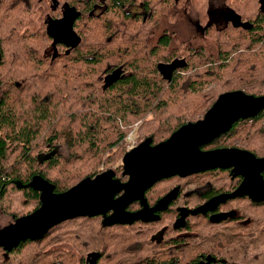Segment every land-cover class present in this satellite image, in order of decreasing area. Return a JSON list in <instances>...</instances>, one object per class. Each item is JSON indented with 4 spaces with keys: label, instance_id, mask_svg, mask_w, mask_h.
Returning a JSON list of instances; mask_svg holds the SVG:
<instances>
[{
    "label": "trees",
    "instance_id": "trees-1",
    "mask_svg": "<svg viewBox=\"0 0 264 264\" xmlns=\"http://www.w3.org/2000/svg\"><path fill=\"white\" fill-rule=\"evenodd\" d=\"M11 1L10 19L0 20V212L16 219L27 217L41 203V190L29 186L31 182L59 193L107 170L125 179L121 162L130 132L137 133L136 144L146 138L156 144L183 124L202 118L223 92L240 89L264 95L260 0H224L244 25L208 26L214 53L205 46L171 42L168 33L155 38L154 27L135 24L126 16L107 26L88 25L86 11L78 5L79 45L73 49L58 45L52 52L44 24L33 32L24 29L28 9L45 6L48 0ZM191 2L200 20H208V0ZM60 144L67 155L56 150ZM219 146L243 147L264 156V110L237 121L209 145ZM171 179L146 191L150 209L174 210ZM224 181L213 184L231 188L237 178ZM236 203L240 210L236 219L245 222L203 221V243L210 245L213 255L220 254V264H264V201ZM137 207L135 202L130 205L133 210ZM173 221L169 215L132 225H107L99 216L69 219L45 231L39 240L23 238L6 251L0 247V264L9 258L46 264L71 259L63 250L44 251L45 244L57 241L73 243L81 259L91 250L108 264H144L143 254L153 244L151 234ZM236 226L237 233L209 232Z\"/></svg>",
    "mask_w": 264,
    "mask_h": 264
},
{
    "label": "water",
    "instance_id": "water-1",
    "mask_svg": "<svg viewBox=\"0 0 264 264\" xmlns=\"http://www.w3.org/2000/svg\"><path fill=\"white\" fill-rule=\"evenodd\" d=\"M74 7L63 12L59 20L47 23V34L52 45L63 43L74 48L80 41L73 29V21L78 16ZM264 110V95L255 96L243 90H231L218 95L202 118L180 126L171 135L152 144L146 138L127 149L122 157L123 175L126 181L114 177L112 171H103L92 178L83 179L65 191L54 193L46 184L31 182L28 185L41 190L39 207L18 222L27 221L37 229H48L62 221L76 217H92L111 212V223L143 218V210L128 212L127 206L140 200L144 208L145 191L161 179L178 175H188L215 168H231V174L241 177L239 186L230 193L211 197L199 206V212L206 213L226 200L247 195L252 201L264 200V156L257 157L248 150L224 147L203 150L201 146L220 134L227 132L239 119L252 118ZM27 185H23L26 187ZM232 211L221 212L212 222H219ZM10 225L12 232L18 233L20 223ZM22 223V224H23ZM4 233V230H2ZM97 257L92 258L94 263Z\"/></svg>",
    "mask_w": 264,
    "mask_h": 264
},
{
    "label": "flooded vegetation",
    "instance_id": "flooded-vegetation-1",
    "mask_svg": "<svg viewBox=\"0 0 264 264\" xmlns=\"http://www.w3.org/2000/svg\"><path fill=\"white\" fill-rule=\"evenodd\" d=\"M191 1L192 0H48L45 6L37 5L34 8L31 7L28 9L26 17L24 19V29L33 32L35 30H38L40 27L43 26L42 24H44L43 27L46 31L47 23L51 20L61 19L63 17V12L69 7H74L76 11H78L79 13L77 18H75V20L73 21V29L75 32H76L75 23L82 17V9H84V11H86L85 22L88 25H92L93 23H100L102 26H107L108 24H113L115 22L117 23L123 17L126 16L128 18L135 20L137 22L135 24L142 23V24H147V26L149 27H154L155 38L168 33L169 36H173L171 42L180 41V42H184L186 45H189L188 42H186L181 38L178 39V37H176V33L169 32L166 30L167 28H169L174 24L176 20V13L178 12V10L180 11V14L186 13V15H188V12H192V11L196 13L195 14L196 22L194 23V28L199 33L196 35L202 37L206 35V32L208 31L207 29L209 28L208 26L212 27L214 25L216 28H222V27H226L228 24L239 25L240 23H242L244 25V23L239 20V18L233 13V11L229 9L227 6H225L224 0H222V5H224L223 7L225 9L222 10L223 7H221L220 9L223 11L222 13L228 14L227 20L225 21L222 15H220L219 8L214 9L213 6L211 7L212 5L211 0H208L206 11L207 13H209V17L208 20L206 19L204 22H202L199 16V10L194 7V4H192ZM73 2H77L78 4L75 5L73 4ZM77 5L80 6L82 9ZM24 6L26 7L25 4ZM260 6L263 7L262 8L263 10L264 0H260ZM11 9H12L11 0H0V20L2 18L6 20L10 19ZM205 27L207 28L205 29ZM209 38L210 40H213L211 37ZM50 39H51L50 42L52 44V38L50 37ZM103 40H111V37H105L103 38ZM58 45H61L64 48H69L66 47L63 43H57L54 45V47H51V51L54 52L55 47H57ZM200 46L203 45H199L197 47ZM69 49H73V48H69ZM0 58H1V54H0ZM239 120H245V119H239ZM237 121H235L234 123H236ZM220 135L218 137H220ZM218 137L203 144L201 148L203 150L224 148L222 146L209 147L211 142H213ZM225 147H234V148L248 150L243 147H235V146H225ZM215 170H220V172H217L216 174L213 175L209 172ZM203 173L206 174L203 175ZM198 174L200 175L196 176ZM207 174L210 175L206 176ZM221 175L227 177L226 179L229 182L230 179H235V178H237V181L236 182L232 181L231 184L233 185V187L231 188H226L227 185H224L223 189H219L217 186L213 184V181L210 180V178L216 176L214 180H220L223 178ZM262 176L264 179V173H262ZM168 178H172L170 180L171 182L169 181L170 182L169 184H171L169 190L171 189L175 194V197H171V199H173L174 201L173 211L171 210L168 211L167 213V212L157 211V208L155 209L153 207L150 209L147 203V197L146 195H144L145 201L147 203L146 208H144L140 200L134 201L135 203H138L137 210H133L130 208V205L134 202H132L127 206L128 212L139 213L141 210L145 209L143 211V218H139L138 220H134V221L127 220L124 223H111L110 221L111 212L97 216L103 218L105 224L107 225L109 224L132 225L136 222L140 223L144 221H149L157 215H160L162 217H166L169 215L172 217V219H174L172 225H170L169 223H163L157 229H155L154 232L151 234L150 241H152L153 244L149 245L147 249L148 252L143 254L144 258L147 259L144 264H220L222 260L221 258H219L220 254L218 256L213 255L211 252L208 251L210 245L207 243H203L204 229L200 227V225L203 224V221H208L211 224H217L230 219H236L240 216L239 213L240 210L235 207V204H237L236 202L246 203L247 201H252V200L247 195H242L228 199L224 203H221L217 207L213 208L212 210H208L206 213H202L197 210L200 205L205 203L211 197L223 193L233 192L242 181L241 177L239 176L235 177V175L231 174V168H215V169H208L205 171L194 173L186 177H180L178 175H175V176H170ZM175 179L177 181H175ZM120 180L126 181L127 177L125 176V179L123 180L120 179ZM263 201H259V202H263ZM178 202H182V203L179 204ZM168 208H172L171 205L168 204ZM228 211H232L233 216H228L227 218L222 219L219 222H212L211 216L215 217V215L221 212H228ZM11 218H12L11 222L7 223L5 226H0V232L4 230V233L2 232L4 235L0 233V236L3 237V241H0V247L4 249V251L11 250L12 247L15 246V244L23 238L30 240H36V239L39 240L45 231L64 222L62 221L48 229L39 230L37 228L31 227L27 221H24L23 226L22 227L19 226L20 230L18 231V233H15L12 232V230H10L9 228H11L10 225L12 224H14L13 227L16 228L15 225H17V221H16L17 219L14 217ZM71 219H75V218H71ZM245 220L246 219H236L235 221L240 225V222L244 223ZM192 224H194V227L191 226ZM237 227L238 226L230 229H210L209 232L219 233V230L220 231L225 230L226 232L237 233L238 232ZM44 246H46L44 251L57 250L58 252H62L61 250H63L64 252L68 253L69 257L71 256V259L68 260L56 259L54 262H49L47 264H108V261L106 260L100 261L98 259L99 253H94V251L91 250L85 252L84 259H81L80 255L77 254L74 244L70 242L57 241L54 243L51 242V244H45ZM93 257H97L94 263L92 262ZM4 261L6 264H46L43 261H36V262H30L28 260L14 261L11 260L10 258L5 259ZM135 262L136 261H134L133 264Z\"/></svg>",
    "mask_w": 264,
    "mask_h": 264
},
{
    "label": "rangeland",
    "instance_id": "rangeland-1",
    "mask_svg": "<svg viewBox=\"0 0 264 264\" xmlns=\"http://www.w3.org/2000/svg\"><path fill=\"white\" fill-rule=\"evenodd\" d=\"M211 7L213 6L214 9H220L221 7H223L224 5H222V0H211ZM222 5V6H221ZM225 9L224 7L222 8V10ZM220 9V15H222L223 19L226 21L228 18V14L226 13H222V11ZM195 12H188V15H186V13H181L178 10V12L176 13V20L174 22V24L172 26H170L169 28H167L166 30L169 32H173L176 33V37L181 38L183 40H185L186 42H188L189 46L192 47H197L199 45H203L205 46L210 52L214 53L216 51V44L215 41L210 40L209 36L206 38L205 36H198L196 34H199L197 32V30L194 28V23L196 22V17H195ZM193 18H192V17ZM190 21H189V20ZM195 30V33H194ZM193 36V37H192ZM211 37V36H210ZM129 134H131V139H127V145H126V149H129L131 147H133L136 144V141H138L139 139L136 138L137 133L135 132H130ZM133 139V140H132ZM132 140V141H131ZM56 150H58L60 153L67 155V150L65 145L60 144L56 147ZM120 163V161L116 162V164H114V166H117ZM122 163V162H121ZM105 166H100L98 169L101 170L103 169ZM223 178V181L226 177H224L223 175H221ZM211 180L213 181L214 178H211ZM227 179H225L224 182H226ZM12 218L11 216L7 215V214H3L0 212V226H5L7 223L11 222ZM18 222V220H16ZM20 223V222H18ZM23 222L20 223L21 226H23L22 224ZM26 228V227H23ZM1 234L2 231L0 232ZM4 235V234H3ZM0 241H3V237L0 236Z\"/></svg>",
    "mask_w": 264,
    "mask_h": 264
},
{
    "label": "built area",
    "instance_id": "built-area-1",
    "mask_svg": "<svg viewBox=\"0 0 264 264\" xmlns=\"http://www.w3.org/2000/svg\"><path fill=\"white\" fill-rule=\"evenodd\" d=\"M127 139H131V134H129V135L127 136ZM132 140H133V139H132ZM132 140H131V141H132Z\"/></svg>",
    "mask_w": 264,
    "mask_h": 264
}]
</instances>
